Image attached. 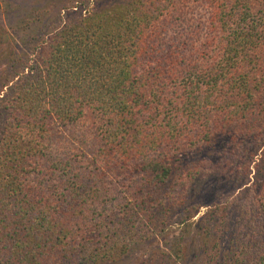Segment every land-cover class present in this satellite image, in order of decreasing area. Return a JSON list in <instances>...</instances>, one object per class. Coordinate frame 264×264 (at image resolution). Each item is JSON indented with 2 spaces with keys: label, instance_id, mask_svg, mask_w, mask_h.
Returning <instances> with one entry per match:
<instances>
[{
  "label": "trees",
  "instance_id": "trees-1",
  "mask_svg": "<svg viewBox=\"0 0 264 264\" xmlns=\"http://www.w3.org/2000/svg\"><path fill=\"white\" fill-rule=\"evenodd\" d=\"M47 9L0 24V264H106L172 225L219 264L234 209L222 264H264V0H68L33 25ZM252 166L192 222L199 182Z\"/></svg>",
  "mask_w": 264,
  "mask_h": 264
},
{
  "label": "rangeland",
  "instance_id": "rangeland-1",
  "mask_svg": "<svg viewBox=\"0 0 264 264\" xmlns=\"http://www.w3.org/2000/svg\"><path fill=\"white\" fill-rule=\"evenodd\" d=\"M11 6L9 5V2ZM68 3V0H0V24L11 26V28H15L19 26L21 23V19L28 15V17L32 14V9L36 8H48L44 10L43 14L39 15L37 18L33 20V25H37L44 28L47 27L48 23L54 19L56 10L59 7H62L64 4ZM13 7V8H12ZM204 10L199 9L195 11L193 16H197L199 14H203ZM34 16V15H33ZM48 22V23H46ZM23 30H29L26 28H22ZM10 36H14L15 33H12L9 30ZM16 51L18 54L25 53L26 50L22 48L18 43H16ZM228 136H221L215 142V147H208L206 149L197 150L194 149L192 151H185L180 155L183 157V161H198V160H207L213 162L216 160V154H213V150L217 152L221 150L226 140H228ZM212 153V154H211ZM255 168L252 166L251 173L242 187L237 188V183H235L232 179H226L223 176L219 178L214 174L211 178L202 180L196 186V196L194 198L195 203L200 205L199 213L192 219V222L199 219L201 214L207 210L210 206H213L217 200L222 199L224 197H228L229 199L234 198L238 192L243 188H251L253 183L258 184L260 181V177L256 178L255 176ZM244 182V181H243ZM251 186V187H245ZM247 190L244 192L242 197H245L247 194ZM241 215L239 210H233L230 214V218L226 225V231L222 233L219 251L221 253L219 257V264H222L224 261V255H228L229 252L234 250V244L236 243L238 237L236 236V232L238 230L237 227V218ZM188 237L185 236L186 246L183 250L189 253L191 258L184 259L183 257H178L176 255V247L175 244L178 241V237L180 235V227H176L172 225L168 229V236H158L154 239L147 241L146 243H140V245L131 248L128 253L121 256L120 259L109 262L106 264H206L211 261L210 255L213 253L210 250V244H208L207 240L203 238V235H199V231H196V226L194 225L191 229ZM165 250V255L162 256V250ZM153 252H155L154 259L150 262L142 261L143 259L150 258Z\"/></svg>",
  "mask_w": 264,
  "mask_h": 264
}]
</instances>
